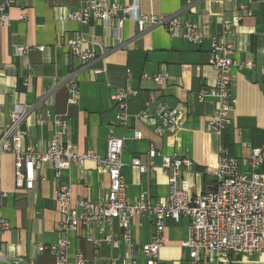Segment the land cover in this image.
Segmentation results:
<instances>
[{"label": "crops", "instance_id": "obj_1", "mask_svg": "<svg viewBox=\"0 0 264 264\" xmlns=\"http://www.w3.org/2000/svg\"><path fill=\"white\" fill-rule=\"evenodd\" d=\"M82 1L15 0L8 9L10 23L0 26V138L16 108L29 112L20 128L25 132L24 148L46 150L53 137L51 122L55 116L68 121L62 143L81 153L93 151L104 157L107 139L124 137L122 174L130 202L142 195L153 201L168 197V176L172 173L164 174L161 169L164 156L192 162L191 169L180 175L178 185L193 196L202 194L214 182L221 145L237 159L239 173L250 176L247 162L251 150L264 149V0H108L134 6L122 28L115 22L93 19L81 25L69 20L67 14ZM242 5L247 6L245 11H241ZM236 13H241L243 20L227 37L235 50L231 125L213 132L209 121L217 102L213 98L201 102L199 92L212 87L216 80V72L209 66L210 40L221 37L224 20ZM151 14L174 15L181 23H198L203 41L195 44L178 31L170 34L163 27L139 33L135 17ZM80 36L83 49L96 54L85 68L67 48L69 41ZM97 43L107 52L104 60L99 58ZM94 70L103 71L96 74ZM162 72L167 73V81L158 85L153 76ZM70 78L79 87L75 101L68 93ZM124 88L138 92L129 104L127 128L119 125L116 105L110 99ZM159 91L162 101L178 108L180 117L177 128L165 134L154 119L135 118L152 111L148 97ZM42 118L47 121L39 124ZM134 131L142 134L140 140L133 138ZM134 159L146 166L145 172L132 165ZM258 173L264 174V162ZM34 182L32 190L17 189L14 157L0 155V217L11 226L0 232V251L7 260L55 264L54 258L39 254L36 247L68 237L72 242L70 255H82L84 264H130L132 259L145 264L140 247L150 241L153 232L148 218L132 220L128 239L114 219L106 233L115 243L106 242L96 228L60 232L63 215L56 204L58 187H70L74 201L102 200L109 189V177L102 167L93 161L75 164L62 171L57 180L53 165L45 163ZM187 226L184 218L179 223H166L159 252L161 264H190L189 252L182 246ZM230 264H264V253L235 254Z\"/></svg>", "mask_w": 264, "mask_h": 264}, {"label": "built area", "instance_id": "obj_2", "mask_svg": "<svg viewBox=\"0 0 264 264\" xmlns=\"http://www.w3.org/2000/svg\"><path fill=\"white\" fill-rule=\"evenodd\" d=\"M15 0H2L0 5V26L10 23L8 9ZM241 11L247 6L242 5ZM123 13V17L118 14ZM134 12V6H121L108 0H83L80 5L67 14L69 20L81 25L90 20H100L111 24L116 23L122 28L126 17ZM243 20L241 13L234 14L223 22V32L220 38L210 40L209 66L216 72L215 84L199 92V100L213 98L217 102V110L209 121V129L219 132L231 125L230 113L234 109L231 97V70L235 66L233 60L234 46L227 41L232 29L239 26ZM139 33L155 27H163L172 34L178 31L180 35L195 44L203 41L198 23H181L174 16L137 15L135 17ZM84 39L69 41L67 48L70 54L77 58L82 66L88 67L96 57L94 51L83 49ZM100 49V59L104 60L106 51L102 44H95ZM26 48H20L25 51ZM43 50V48H38ZM242 67V65H240ZM103 70H94L96 74ZM264 73V68L262 69ZM167 73L162 72L153 76L158 85L167 81ZM69 96L72 100L79 97V87L74 79H69ZM137 90L124 88L110 99L115 103L117 118L122 128H127L130 120L129 104L136 97ZM161 92L151 93L148 97L150 112H143L135 116L138 120L154 119L158 129L163 132L174 131L179 122V110L170 107L162 101ZM28 110L16 108L10 114V122L0 138V155L11 154L14 157V176L17 189L32 190L37 174L43 164L51 163L55 171V178L59 180L62 171L72 165H83L86 161H93L102 167L109 177V189L104 199L98 201L75 200L72 191L67 185H60L56 192V204L62 213L60 232H75L80 229L96 228L105 235V241L115 243L108 235L107 229L112 222L118 221L124 231V238H129V228L135 217L148 218L153 223V232L150 241L140 247L145 264H161L159 252L164 245L166 223H179L181 218L188 220L187 238L182 242L184 249L189 252L190 264H205L212 260L215 264H230L235 254L252 256L255 253H264V174L258 173L264 162V149L251 150L248 165L251 175L241 174L238 171V161L221 145L217 165L214 172V182L200 195L193 196L190 192L179 188L180 175L191 169L192 162L177 156L163 157L162 170L168 176L169 194L163 201L149 200L145 195L136 202L127 198V184L122 174L124 137L111 136L107 139L106 154L101 157L93 151L79 152L76 148L64 145L62 136L67 131L68 121L64 116H55L53 137L46 150L36 151L23 146L25 132L20 129L28 116ZM46 118L39 120V124L46 122ZM142 134L133 132V138L140 140ZM153 155V154H152ZM132 165L141 172L146 171L138 159ZM10 223L0 217V232L8 231ZM72 242L68 237H62L53 244H38L36 249L41 255L54 258L55 264H84L82 255H70ZM8 261L0 251V263ZM130 264H138L132 259Z\"/></svg>", "mask_w": 264, "mask_h": 264}, {"label": "water", "instance_id": "obj_3", "mask_svg": "<svg viewBox=\"0 0 264 264\" xmlns=\"http://www.w3.org/2000/svg\"><path fill=\"white\" fill-rule=\"evenodd\" d=\"M23 262L24 261H20V260H8V261H5V262L0 263V264H25Z\"/></svg>", "mask_w": 264, "mask_h": 264}]
</instances>
